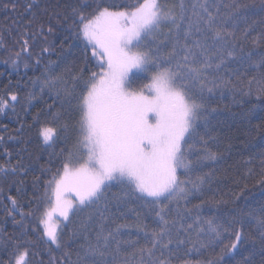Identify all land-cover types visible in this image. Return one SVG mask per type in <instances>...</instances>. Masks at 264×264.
I'll return each mask as SVG.
<instances>
[{
    "label": "snow or ice",
    "instance_id": "6c2138e0",
    "mask_svg": "<svg viewBox=\"0 0 264 264\" xmlns=\"http://www.w3.org/2000/svg\"><path fill=\"white\" fill-rule=\"evenodd\" d=\"M93 2L94 7L93 4L74 7L72 16L78 17V33L86 41L85 48H91V55L96 58L100 71L90 73L83 80L82 91L76 98L79 120L75 128V149L80 155L73 162V153L69 151L62 170H58L48 182L51 207L39 219L42 237L59 248L63 228L59 224L53 225V215L58 213L65 222L64 227H67L78 211L105 199L106 189L116 182L128 187L127 195L138 193L150 204L158 230L148 231V225L140 223L137 216V234L142 235L146 243L130 256L125 254L118 259L122 255V242L116 236L130 226L119 225L115 233H105L102 226L96 234V243L84 249L76 264H130L131 258H138L137 264H170V260L164 257V250L174 243L173 227L178 223L177 220L166 219L172 211L171 204H177L176 212L180 220L185 217L192 219V209H181L179 202L183 200L186 205L189 196L201 190L209 174L197 173L207 166L206 161L215 162L218 159L208 147L209 143L215 142L214 138L205 140L200 137L196 143L202 145L201 148L191 143L194 137L199 136L197 121L208 111L203 103L197 102L194 86L199 85V95L203 100L205 89L210 94L214 89L230 83L225 76L234 75L236 69H231L229 65L238 62L240 65L256 66L254 53L245 52L242 41L251 38L253 45H264V30L253 37L255 29L249 25L237 36L241 10L248 7L239 0H233L227 6L231 8L227 14H222L210 0H204L198 6L193 5L194 20L185 15L183 2L179 4V13L175 6L168 7L160 0H136L135 4L113 3L103 7L101 3L104 0ZM197 7L199 11H195ZM212 8L215 12L210 10ZM82 9L91 11L85 14ZM165 25L170 26L168 32L163 33L165 39L174 37L171 50L167 53L162 52V48L167 47L164 40L159 41L155 48L145 44L149 37L156 40ZM24 45L22 51L30 56L26 40ZM16 56L17 59L12 61L14 66L19 63L20 53ZM259 66L264 67V56H261ZM25 67H28L27 63ZM136 72L146 73L148 82L139 89H132L131 78ZM81 76L82 73L74 76L73 80L78 81ZM58 82V77L46 79L41 91L45 86L49 90L56 88ZM255 82L260 84L259 91L264 93V76ZM209 83L211 88L207 87ZM61 91L65 97L72 95L66 88ZM61 91H57V99ZM248 94L251 95V90ZM18 99L17 95H10L12 102ZM8 107L9 101L0 97V112ZM40 116L41 113H37L34 117L36 123H40ZM58 119L59 114H56L54 120ZM204 119L207 128L211 122L207 117ZM69 129L68 124L57 129L45 123L40 127L39 136L44 144L52 145L60 138L59 132ZM0 171L7 172L8 169L0 167ZM12 171L15 172V169ZM181 175L186 179L182 180ZM11 202L15 208L16 200ZM201 207L194 206L197 212ZM254 211L247 213V219L255 220L260 241L264 244V204L259 208V217L254 215ZM20 215L21 220L17 223L23 227L24 220L31 213L20 212ZM244 219L243 210L236 212L226 222L227 226L216 223L215 218L202 219L197 215L193 224L185 226L180 223L175 230L178 235L195 227L198 236H210L213 238L210 242L214 243H219L221 231L234 236L231 245H225L217 259L211 262L230 264L229 253L246 239L242 227ZM201 224L205 226L201 227ZM235 224L241 227L230 231ZM77 232L78 229H74L72 236L75 237ZM113 243L114 249L111 247ZM182 243L184 241L179 239L175 241L177 247ZM20 247L17 245L13 264H28V250L25 248L21 252Z\"/></svg>",
    "mask_w": 264,
    "mask_h": 264
},
{
    "label": "trees",
    "instance_id": "16d2710c",
    "mask_svg": "<svg viewBox=\"0 0 264 264\" xmlns=\"http://www.w3.org/2000/svg\"><path fill=\"white\" fill-rule=\"evenodd\" d=\"M161 2L168 7L175 6L177 13L179 4L183 2L185 15L194 20L193 5L198 6L204 0ZM210 2L218 6L222 14H227L231 11L227 6L233 0ZM239 2L248 7L241 10L237 36L249 25L255 29L252 36L259 35L264 30L262 0ZM113 3L130 5L135 4L136 0H104L101 6ZM83 4L95 6L93 0H0V97L9 101L8 109L0 112V167L8 169L7 172L0 171L2 264H13L17 245L21 246V252L27 248L28 264H76L84 249L96 243V234L102 226L105 233H115L117 226L127 224L130 227L122 229L116 236L122 242V255L118 257L122 259L123 255L130 256L135 249L146 243L143 236L137 234V216L140 223L148 225V231L158 230L150 204L140 198L138 193L127 195L129 189L126 185L113 182L106 189L105 199L78 211L67 227H64L65 223L62 225L63 236L59 248L42 237L39 219L51 207L48 182L58 170H62L69 151L73 153V162L80 155L75 149V128L79 120L76 98L82 91L83 80L90 73L100 71L96 58L91 55V48H85L86 41L78 33V17L72 16V9ZM210 10L215 12V8ZM82 11L87 14L91 9ZM195 11H199V7ZM169 27L165 26L164 29ZM25 40L28 42L30 56L22 51ZM161 40L167 44L162 52L167 53L174 42L172 36L165 39L163 35L162 39L154 40L148 46L155 48ZM242 43L245 52L254 53L256 66L240 65L238 62L229 65L231 69H236L234 75L225 76L230 83L226 87L214 89L210 94L205 89L203 100L199 95V85L194 86L197 102L203 103L208 111L197 121L199 136L194 137L191 143L201 148L202 145L196 143L200 137L205 140L214 138L215 142L209 143L208 147L217 154L218 159L215 162L206 161L207 166L197 173L209 174L201 190L192 193L186 205L183 200L179 202L181 209H192V219L185 217L180 220L176 212L177 204H171L172 211L166 219L177 220L178 223L173 227L174 243L169 245L168 250H164V257L170 260V264H211L220 255L221 249L225 245L230 246L234 240V236L221 231L219 243L210 242L213 238L198 236L195 227L177 235L175 229L180 223L185 226L193 224L199 215L202 219L215 218L216 223H225L227 226L226 222L240 210H243L245 216L242 227L246 239L229 253L230 264H264V244L260 241L257 224L255 220L247 219L250 210H255L254 215L259 217V208L264 204V183H261L264 181V93L259 91L260 84L255 82L264 76V67L259 66L260 58L264 56V45H253L251 38ZM17 53H20L19 63L14 66L12 61L17 59ZM25 63L28 67H25ZM81 73L80 80H73L74 76ZM55 77L59 78L56 88L49 90L45 86L42 92L44 81ZM146 77V73H135L130 87L139 89L148 82ZM250 81L253 82L250 84ZM207 87L211 88L212 84L209 83ZM65 88L72 93L71 96H64L61 90ZM250 90L251 95L248 94ZM57 91H61L59 99L56 98ZM11 94L17 95L18 101L12 102ZM37 113H41L40 123L34 121ZM56 114H59L58 120H54ZM204 117L211 122L207 128ZM45 123L57 129L68 124L70 129L59 132L60 138L48 145L39 136L40 127ZM180 178L186 179L183 175ZM12 199L17 202L15 208ZM195 205H202L199 212L194 208ZM20 212L31 213L24 220L23 227L17 223L21 220ZM240 227V224H235L230 231ZM74 229H78L75 237L72 236ZM177 239L184 241L179 247L175 245ZM123 241L133 243L124 244ZM111 247L114 249L115 243ZM137 260L131 258L130 264H137Z\"/></svg>",
    "mask_w": 264,
    "mask_h": 264
},
{
    "label": "rangeland",
    "instance_id": "374dc122",
    "mask_svg": "<svg viewBox=\"0 0 264 264\" xmlns=\"http://www.w3.org/2000/svg\"><path fill=\"white\" fill-rule=\"evenodd\" d=\"M160 2H161V0H160ZM161 3H162V2H161ZM165 26H168V25H165ZM165 26H162V32H161L160 34H158L156 40H160V39H162L163 33H167V32H168V29H164ZM152 42H154V40H153L151 37H149V38L146 39L145 44L150 45ZM134 50H135V49H134ZM136 73H141V72H136ZM68 198L71 199L72 196L69 195ZM52 222H53V225H54V226L57 225V224H59L60 227H62V225L65 223V222L62 220V218L59 217V214H58V213H55V214L53 215V221H52Z\"/></svg>",
    "mask_w": 264,
    "mask_h": 264
}]
</instances>
